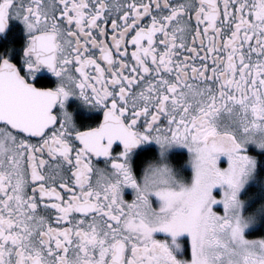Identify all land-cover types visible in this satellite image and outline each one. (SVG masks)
Returning <instances> with one entry per match:
<instances>
[{"label":"snow or ice","instance_id":"snow-or-ice-1","mask_svg":"<svg viewBox=\"0 0 264 264\" xmlns=\"http://www.w3.org/2000/svg\"><path fill=\"white\" fill-rule=\"evenodd\" d=\"M10 19L0 264H264V0H0Z\"/></svg>","mask_w":264,"mask_h":264},{"label":"flooded vegetation","instance_id":"flooded-vegetation-1","mask_svg":"<svg viewBox=\"0 0 264 264\" xmlns=\"http://www.w3.org/2000/svg\"><path fill=\"white\" fill-rule=\"evenodd\" d=\"M23 43V26L20 21L15 19L9 20V27L5 33L0 34V52H5L8 48L18 49ZM69 110L73 112L75 121L81 126L99 118L100 113L86 108L80 101L70 98L68 102ZM138 151H151V149L141 148ZM174 153L178 155V162H174L178 167L186 162V152L182 149H175Z\"/></svg>","mask_w":264,"mask_h":264},{"label":"trees","instance_id":"trees-1","mask_svg":"<svg viewBox=\"0 0 264 264\" xmlns=\"http://www.w3.org/2000/svg\"><path fill=\"white\" fill-rule=\"evenodd\" d=\"M174 162H178V155H176V158ZM264 189V172H260L256 178L255 181H253L248 188L247 195L249 197H252L256 200V204L254 206L259 205V194ZM261 233L258 231L254 237L260 238Z\"/></svg>","mask_w":264,"mask_h":264},{"label":"rangeland","instance_id":"rangeland-1","mask_svg":"<svg viewBox=\"0 0 264 264\" xmlns=\"http://www.w3.org/2000/svg\"><path fill=\"white\" fill-rule=\"evenodd\" d=\"M252 238H258V237H252Z\"/></svg>","mask_w":264,"mask_h":264}]
</instances>
